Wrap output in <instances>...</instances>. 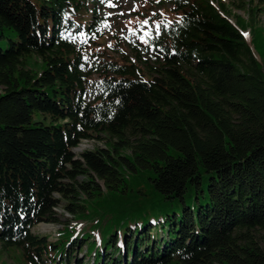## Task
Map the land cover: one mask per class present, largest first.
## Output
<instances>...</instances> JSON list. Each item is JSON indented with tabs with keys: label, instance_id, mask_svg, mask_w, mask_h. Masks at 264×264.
I'll return each mask as SVG.
<instances>
[{
	"label": "trees",
	"instance_id": "1",
	"mask_svg": "<svg viewBox=\"0 0 264 264\" xmlns=\"http://www.w3.org/2000/svg\"><path fill=\"white\" fill-rule=\"evenodd\" d=\"M155 2L132 61L91 47L105 0H0V248L24 264H264L257 6Z\"/></svg>",
	"mask_w": 264,
	"mask_h": 264
},
{
	"label": "rangeland",
	"instance_id": "2",
	"mask_svg": "<svg viewBox=\"0 0 264 264\" xmlns=\"http://www.w3.org/2000/svg\"><path fill=\"white\" fill-rule=\"evenodd\" d=\"M228 4V18L233 19V15L237 14L243 18H247V8L252 7V5L257 6V11L255 12V20L259 26H262L264 29V2L260 0H223ZM250 1V2H249ZM106 5L100 11L103 16L104 23L102 26L103 36L91 45L93 50L97 52L98 57H107L108 54L111 56H120L126 59L136 61L137 52L140 53L141 58L144 57L141 50H136L134 44L128 41V37L123 35L125 29H133L136 27L135 20L132 18L134 15L132 11H139L145 16L148 12V8L152 10H160L161 6L155 2V0H105ZM212 4L216 7V2L212 1ZM111 5V6H110ZM233 14V15H232ZM244 38L248 41L249 32L248 29L243 30L242 32ZM119 37V38H118ZM122 37V40L121 38ZM116 40V43L113 44L110 40ZM121 40V41H120ZM253 55L255 58H258V55L253 50ZM36 59L27 58L26 65L30 68H35ZM90 62L88 63V66ZM92 75V74H91ZM90 94V91H89ZM88 97V93H87ZM33 121L39 120L44 123L49 121L48 116H42L37 114L33 116ZM94 145H102L101 141L98 140H83L73 149L74 155H78L83 149L92 148ZM119 205H124L125 201L116 199L115 200ZM57 213L62 212V208L57 206L55 208ZM59 222H64V218H69L67 214L57 215ZM37 223L31 228V231L38 234H45L49 239H53L57 230L60 229V223ZM259 245L264 249V239L258 237ZM0 264H24L20 256V251L16 246H8L6 248H0Z\"/></svg>",
	"mask_w": 264,
	"mask_h": 264
},
{
	"label": "bare ground",
	"instance_id": "3",
	"mask_svg": "<svg viewBox=\"0 0 264 264\" xmlns=\"http://www.w3.org/2000/svg\"><path fill=\"white\" fill-rule=\"evenodd\" d=\"M83 140H85V139H83ZM83 140H82V141H83ZM86 140L88 141V140H91V139H86Z\"/></svg>",
	"mask_w": 264,
	"mask_h": 264
},
{
	"label": "snow or ice",
	"instance_id": "4",
	"mask_svg": "<svg viewBox=\"0 0 264 264\" xmlns=\"http://www.w3.org/2000/svg\"><path fill=\"white\" fill-rule=\"evenodd\" d=\"M111 6V5H110ZM144 23H147V21H145Z\"/></svg>",
	"mask_w": 264,
	"mask_h": 264
},
{
	"label": "water",
	"instance_id": "5",
	"mask_svg": "<svg viewBox=\"0 0 264 264\" xmlns=\"http://www.w3.org/2000/svg\"><path fill=\"white\" fill-rule=\"evenodd\" d=\"M251 48V47H250ZM252 49V48H251Z\"/></svg>",
	"mask_w": 264,
	"mask_h": 264
}]
</instances>
